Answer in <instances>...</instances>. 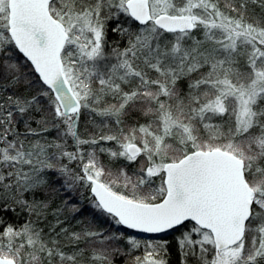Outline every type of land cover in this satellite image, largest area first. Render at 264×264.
I'll use <instances>...</instances> for the list:
<instances>
[{
    "label": "snow or ice",
    "instance_id": "1",
    "mask_svg": "<svg viewBox=\"0 0 264 264\" xmlns=\"http://www.w3.org/2000/svg\"><path fill=\"white\" fill-rule=\"evenodd\" d=\"M171 232L264 264V0H0V264H169Z\"/></svg>",
    "mask_w": 264,
    "mask_h": 264
},
{
    "label": "trees",
    "instance_id": "2",
    "mask_svg": "<svg viewBox=\"0 0 264 264\" xmlns=\"http://www.w3.org/2000/svg\"><path fill=\"white\" fill-rule=\"evenodd\" d=\"M259 11L260 10L257 9V13H259ZM110 39H111V36H110ZM82 132L85 134V137H86L90 132V125L82 126L81 133ZM69 143L71 142L69 141ZM105 146H108V145H105ZM101 159L107 162L108 157L106 155H101ZM89 195L90 194L86 192H82L79 194L76 192H72L70 195L61 192L59 195H57L55 201L53 202V208H55L56 205H59L66 200L69 206L76 204L81 209L80 212L70 214L68 216V218L65 220V224H64L65 227H69L70 229L80 231L81 227L84 224H88L90 221H95V225L98 229L100 230L109 229V223L106 219H104L103 217H101L100 219H97L96 216L93 215L94 210L90 204L89 199L87 198ZM20 219H22V217ZM52 219L53 218L49 216V220H52ZM78 221L82 223H78ZM41 227L45 228V232L48 231L47 227L44 224H41ZM121 231L124 232L126 235L136 237L137 239H140L141 241L159 238L157 236L140 234L138 232H134L132 230H127L123 228H121ZM160 235L164 239L168 240L169 264H179L180 257H179V253L177 250V243H176L177 237L179 234L176 232H171V233L160 234ZM81 247H83V245H81ZM118 258L122 259L123 257L122 258L117 257L116 259ZM116 264H117V260H116Z\"/></svg>",
    "mask_w": 264,
    "mask_h": 264
},
{
    "label": "rangeland",
    "instance_id": "3",
    "mask_svg": "<svg viewBox=\"0 0 264 264\" xmlns=\"http://www.w3.org/2000/svg\"><path fill=\"white\" fill-rule=\"evenodd\" d=\"M88 124H87V120H86V118H82V121H81V125H80V133H81V129H82V126H87ZM93 131V129H92V127L90 126V132H89V134L91 133ZM88 134V135H89ZM81 135L82 136H84L85 137V134L82 132L81 133ZM87 135V136H88ZM86 136V137H87ZM85 147H88V146H85ZM107 147V146H106ZM153 240V239H152ZM122 258V257H121ZM117 260V264H123L124 263V261H123V258L122 259H120V258H118V259H116Z\"/></svg>",
    "mask_w": 264,
    "mask_h": 264
},
{
    "label": "water",
    "instance_id": "4",
    "mask_svg": "<svg viewBox=\"0 0 264 264\" xmlns=\"http://www.w3.org/2000/svg\"><path fill=\"white\" fill-rule=\"evenodd\" d=\"M133 231V230H132ZM135 232V231H134ZM141 234H145V233H141ZM147 235H152V234H147Z\"/></svg>",
    "mask_w": 264,
    "mask_h": 264
}]
</instances>
